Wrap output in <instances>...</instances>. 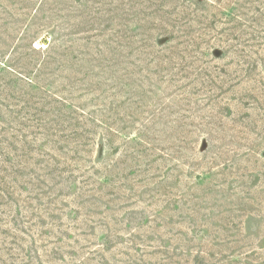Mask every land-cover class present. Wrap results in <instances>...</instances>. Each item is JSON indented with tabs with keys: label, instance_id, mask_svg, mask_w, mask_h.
Segmentation results:
<instances>
[{
	"label": "rangeland",
	"instance_id": "obj_1",
	"mask_svg": "<svg viewBox=\"0 0 264 264\" xmlns=\"http://www.w3.org/2000/svg\"><path fill=\"white\" fill-rule=\"evenodd\" d=\"M0 264H264V0H0Z\"/></svg>",
	"mask_w": 264,
	"mask_h": 264
}]
</instances>
